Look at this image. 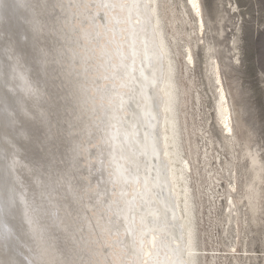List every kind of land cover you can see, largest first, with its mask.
<instances>
[{"label": "bare ground", "instance_id": "1", "mask_svg": "<svg viewBox=\"0 0 264 264\" xmlns=\"http://www.w3.org/2000/svg\"><path fill=\"white\" fill-rule=\"evenodd\" d=\"M172 1L171 44L161 0H0V264H199L186 153L214 196L220 155L184 137L202 99L193 80L191 97L180 90L173 54L191 65L198 43ZM185 2L202 33L200 0L199 13ZM203 54L230 135L219 65L210 45ZM233 210L227 196L226 227Z\"/></svg>", "mask_w": 264, "mask_h": 264}, {"label": "rangeland", "instance_id": "2", "mask_svg": "<svg viewBox=\"0 0 264 264\" xmlns=\"http://www.w3.org/2000/svg\"><path fill=\"white\" fill-rule=\"evenodd\" d=\"M161 1L160 15L165 18L166 35L172 44L174 31L168 20L171 10H167L163 0ZM200 2L204 21L200 34L196 31L194 16L185 0H173L171 6L174 14L184 21L183 36L193 28L191 37L198 43L192 49L191 65L186 62L182 47L173 54L180 90L182 86L186 87L187 97L189 98L190 93L193 95L195 88L189 87V80H193L197 83L202 99V105L197 107L192 105V101L189 102L190 113L185 115L186 119L183 115L181 120L184 137L188 130L192 147L196 148L197 140L201 152L206 150L205 144L209 147L210 154L214 153L213 147H216L220 155L218 161L213 158L211 160L212 167L217 170L216 177L219 178L217 190L222 194L214 196L204 163L196 173L194 161L186 153L190 163V186L194 195L198 262L264 264V0ZM205 44L212 47V54L218 62L226 89L233 120L230 135L224 134L215 118V83L204 68ZM185 120L187 126L184 124ZM193 123H201L202 128H205L207 135L203 140L202 134L192 135ZM209 136L212 137L214 146L210 144ZM226 138L232 144V153H229L226 146ZM254 157L260 159V165L253 168L251 163ZM227 161H230L229 167H226ZM258 173L261 174V180H257ZM227 196L231 198L234 213L231 212L232 221L226 227L224 211ZM228 242L234 246V250L229 247Z\"/></svg>", "mask_w": 264, "mask_h": 264}, {"label": "snow or ice", "instance_id": "3", "mask_svg": "<svg viewBox=\"0 0 264 264\" xmlns=\"http://www.w3.org/2000/svg\"><path fill=\"white\" fill-rule=\"evenodd\" d=\"M192 6L194 9H196L197 13H199V5L197 4V0H192ZM226 129L231 132V127L229 124H225ZM4 264H11V262H4Z\"/></svg>", "mask_w": 264, "mask_h": 264}, {"label": "water", "instance_id": "4", "mask_svg": "<svg viewBox=\"0 0 264 264\" xmlns=\"http://www.w3.org/2000/svg\"><path fill=\"white\" fill-rule=\"evenodd\" d=\"M79 168H81V165L79 166Z\"/></svg>", "mask_w": 264, "mask_h": 264}]
</instances>
